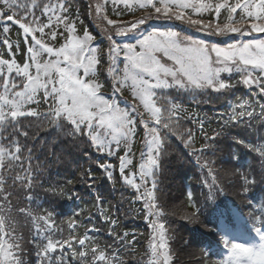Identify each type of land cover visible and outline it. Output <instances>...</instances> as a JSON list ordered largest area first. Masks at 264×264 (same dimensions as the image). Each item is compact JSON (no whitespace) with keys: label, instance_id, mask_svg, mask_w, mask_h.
<instances>
[{"label":"snow or ice","instance_id":"snow-or-ice-1","mask_svg":"<svg viewBox=\"0 0 264 264\" xmlns=\"http://www.w3.org/2000/svg\"><path fill=\"white\" fill-rule=\"evenodd\" d=\"M105 3L96 4L97 18L100 17ZM113 3H123L129 9L138 7L152 10L126 24L104 15L103 20L107 21V25L116 29L115 37L136 32L153 15L157 18H174L191 26H200L202 30L214 29L218 35H243L248 29L264 33V0H113ZM37 10L39 15L36 14ZM89 14L91 15V6ZM116 14L120 15L119 12ZM193 14L201 18L193 19ZM204 14L213 17V20H219L223 15L224 22H206L203 19ZM77 20L78 14L71 16L70 0L43 3L42 7L41 0H31L30 3L23 0H0V25H3V33L6 36L10 32L9 22H12L22 30L24 43L27 45L23 64L18 63L15 58L16 52L20 50L19 41L15 44L14 52L13 44L5 38L3 43L11 58L0 57V264H27L23 238L15 235L14 218V213L23 214L26 209L17 210L14 207L10 200L12 193L6 187L8 179L13 181L11 187H15L18 182L24 185L25 178L28 182L24 186L30 187L34 179L30 169L25 170L23 176H11L16 164L22 165L21 153L24 146L16 137H28L27 131H21V118L45 120L51 129L61 132L69 128L66 134L73 138V143L87 138L96 151L107 150L108 155H112L113 144L117 148L122 143L128 144L136 130L137 116L145 128V145L148 151L140 154L142 163L139 165V172L127 175L125 168L132 164V160L128 158L129 152L126 151L120 157V174L125 183L136 187L138 191L140 185L134 184L135 176H139L143 185H147L149 179L152 180V188L146 189L143 195L147 212L145 219L150 221L149 227L153 229V238L149 244V264H169L171 256L168 240L171 236L166 224L161 222L163 213L156 203V173L160 169L168 137L177 136L185 144H190L192 133L180 128L181 113L184 111L182 106L162 93L175 88L183 92L207 93L210 90L212 93L227 95L237 84L242 83L249 88L255 86L259 89L254 95L264 96V39L238 40L225 46L209 45L207 41L182 35L172 29L153 28L147 34L139 36L135 44H120L111 29H106L109 33L107 39L111 42L107 49V72L112 80L110 97L103 91L105 84L100 80L101 57L100 49L93 43L95 37L86 27L83 35H78ZM61 26L64 31H59ZM60 38L64 42L56 47L55 42ZM161 57L167 58L171 63L162 62ZM121 59L123 68L120 67ZM225 73L239 74L241 79L233 83L230 77L226 79L222 75ZM124 88L131 89L132 96L143 105L150 119H144V114L138 111L135 104L132 111L119 106L115 96ZM41 94L42 102L48 105L44 112L30 107L33 103H41V99H37ZM256 106L250 100H242L233 107L229 120L232 123H242L246 116L249 126L257 118L264 124V103L258 104V113ZM5 141L8 143L5 144ZM31 151L28 149L29 155L26 157L29 161ZM257 151L264 157V146ZM99 167L104 170L109 180L113 179L112 172L109 171L112 165L101 164ZM209 171L211 173V169ZM87 179L96 180L90 168ZM243 179V192L247 194L249 185L255 181H250L247 176ZM261 182L264 183V175L261 176ZM88 187L92 188L94 185L89 183ZM140 198L142 197H137ZM207 198H213L211 190ZM188 200L195 211L186 213L183 219L198 222L202 209L198 207L191 192L188 193ZM97 202L103 203L99 195ZM27 214L31 216L35 226L32 243L37 249V264H72L65 254L66 249L72 250L73 260L78 257L79 260L86 261L91 254V264H98L99 261L114 264L119 259L115 252L109 259L98 242H93L90 253L87 251V242L90 240L88 232L92 229H87L79 237L70 235L62 241L54 240L53 212L49 211L46 216H37L30 212ZM74 215L79 216L80 213ZM107 219L105 217L106 221ZM258 222L260 227L253 224V230L260 237V243H240L225 235L222 239L228 254L216 264H264V216ZM111 224L115 226L117 221L112 219ZM68 227L74 229L77 221L70 219ZM110 234L115 235L125 246L135 240L133 235V241H126L129 235L127 232L123 237L115 232ZM38 237L42 238L39 243ZM74 245H78L81 250L77 252Z\"/></svg>","mask_w":264,"mask_h":264},{"label":"trees","instance_id":"trees-1","mask_svg":"<svg viewBox=\"0 0 264 264\" xmlns=\"http://www.w3.org/2000/svg\"><path fill=\"white\" fill-rule=\"evenodd\" d=\"M71 12H72V10H71ZM111 17H115V16H111ZM223 22H224V19L221 20V23H223ZM9 27H10V32L5 36V34L3 33V25H0V46L2 45V49L0 50V57L5 58V59L11 58V54L8 52L7 46L3 43V40L5 38H7L13 44V51L14 52L16 51L15 44H16L17 41H19L20 50H19V52H16L15 58H17L19 60L20 64H23L24 59H25L24 53L26 51L27 45L24 43V36H23L22 30L19 29L18 25H15L12 22H9ZM59 31H63V30L59 29ZM37 35L39 36V33H37ZM65 35H66V33H65ZM97 35L100 36L101 32L98 31ZM28 39L30 41L31 38L29 37ZM63 41H64L63 38L58 39V41L55 42V46H59L61 43H63ZM245 90H246V87L244 85H240V84L236 85V87L231 92V93H233V96L229 100H227L228 103L229 104H234L237 101H239L243 97ZM162 95L166 96V97H169V98H172L169 95L168 91L166 93L163 92ZM174 102H176V101L174 100ZM168 139L170 141L172 140L173 142L178 141L177 138L168 137ZM259 182L260 181H257V182L252 184V185H254L255 194L257 192V188H258ZM239 185L241 186V184L239 182H237V186L238 187H239ZM262 187L264 188V184L262 185ZM256 197H257V200H258L259 203H264V199L263 198H261V197H259L257 195H256ZM10 200H11V203L14 205V207H18L19 206L18 202H16L12 198H10ZM22 203H23V201H22ZM21 208H24V204L22 205Z\"/></svg>","mask_w":264,"mask_h":264},{"label":"rangeland","instance_id":"rangeland-1","mask_svg":"<svg viewBox=\"0 0 264 264\" xmlns=\"http://www.w3.org/2000/svg\"><path fill=\"white\" fill-rule=\"evenodd\" d=\"M147 151H148V150H147ZM171 208H172V211H173L174 213H177V212H176V209H175V207H174L173 204L171 205Z\"/></svg>","mask_w":264,"mask_h":264}]
</instances>
